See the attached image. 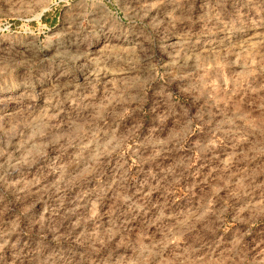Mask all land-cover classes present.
Instances as JSON below:
<instances>
[{
    "label": "rangeland",
    "instance_id": "1",
    "mask_svg": "<svg viewBox=\"0 0 264 264\" xmlns=\"http://www.w3.org/2000/svg\"><path fill=\"white\" fill-rule=\"evenodd\" d=\"M93 3L0 0V47L19 41L29 58L16 66L0 55V264H11L17 240L25 252L43 240L44 255L79 259L96 239L94 262L131 258L135 242L163 248L165 260L231 264L227 249L239 240L242 264H264V188L250 187L264 137L238 132L264 128V0H104L132 19L139 47L99 51L78 31L80 12L96 10L69 8ZM130 61L150 81L142 108L118 123L119 149L99 167L84 163L88 149L68 129L85 122L67 93L86 95L105 69L99 83L115 89ZM213 238L220 244L209 250Z\"/></svg>",
    "mask_w": 264,
    "mask_h": 264
},
{
    "label": "clouds",
    "instance_id": "2",
    "mask_svg": "<svg viewBox=\"0 0 264 264\" xmlns=\"http://www.w3.org/2000/svg\"><path fill=\"white\" fill-rule=\"evenodd\" d=\"M87 7L89 10L95 9L96 11L88 18V12H80L82 17L81 24L78 26V31L83 33L81 43L87 41L88 47L96 48L99 51L101 48H106L107 45H128L129 47L136 46L139 44L130 39L131 36H135L136 33L132 30V19L124 16L123 18L119 15V8L116 3L111 6L104 3V0H94L91 5L85 4H70L69 8H80ZM128 21L129 27H124V21ZM84 25H87L85 28ZM20 43L19 41L12 42L6 47H0V55H3L8 62L15 63L16 66L28 65L29 58L25 57L23 53L15 50V45ZM25 50L29 51L28 46L25 45ZM58 55V53H53ZM19 58V59H17ZM105 61L95 63L93 72L94 74L98 69L101 68ZM110 67V66H109ZM125 73L117 79V87L112 89L108 86V82L99 83V80L103 79V76L107 75V69H105L103 76H99L96 81H93V86L87 89V94L77 93L73 90L67 95L73 99L75 107L78 109L76 112V119L85 122L82 127H87L88 135H84L81 128L74 127L71 123L69 124L68 136L72 140H76L87 148L88 152L83 158L84 163L91 162L92 165L97 167L101 166L104 161H101L100 157L106 156L111 151H116L121 147L124 141L117 140L116 128L121 118L127 113L131 115L141 110L144 101V92L146 87L150 84L149 80L141 81L139 74L136 72V66L131 61L126 65ZM180 87V85H178ZM183 91H187L186 88H182ZM39 95V93H37ZM103 105V115L97 113V105ZM216 115H219L217 113ZM208 119H213L211 114H208ZM191 125V121L189 122ZM240 135L249 137L254 133L264 137V128L250 129L246 125L241 124L238 128ZM75 133V134H74ZM151 134V133H150ZM63 138L57 136L55 140ZM55 140L53 142H55ZM87 140V143H83ZM164 143V142H161ZM264 155V152L258 153ZM250 163L256 160V155L244 157ZM256 168H260L264 172V167L260 164L255 165L253 168V174H251L250 187L252 191L256 188H264V181L259 184L255 182V177L260 175L261 172H257ZM248 178V177H246ZM38 191H40L38 189ZM247 194V193H245ZM122 199L127 200L128 197ZM132 205L128 206L129 211L132 209ZM211 231V230H210ZM117 232H109L107 234L104 243L106 244L113 236L117 235ZM7 235V233H5ZM53 237V240H56ZM79 238H77L78 240ZM100 243L99 239L93 241V244L88 245L85 253L80 254V258H75V253L69 252L70 255H64L63 252H49L44 255V249L48 247L47 243L43 240L37 243V247L34 250L25 252L23 248L17 249L19 240L11 245L13 249V259L11 264H225L224 259L205 260L203 256L195 257L190 259L184 253L179 255H173L170 260H165L163 256V248H157L156 245H142L135 242H130L128 245L132 250V257L127 258L126 256H119L118 258H112L111 255L99 262H94L91 257L97 252L95 244ZM240 241H232V247L227 249L230 253L228 259L231 260V264H242V253L238 249ZM220 242L217 239H210L205 241V245L209 250H214L215 247H219ZM8 246V241L5 240L3 245H0V251L4 247ZM204 246V245H202ZM116 248L112 249L115 252ZM198 251V249H193ZM0 261H3V257L0 256Z\"/></svg>",
    "mask_w": 264,
    "mask_h": 264
}]
</instances>
